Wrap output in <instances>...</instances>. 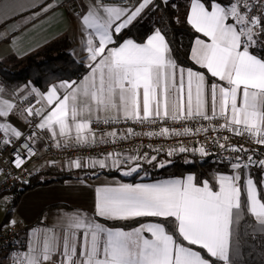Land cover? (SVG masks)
<instances>
[{
	"label": "snow or ice",
	"instance_id": "obj_1",
	"mask_svg": "<svg viewBox=\"0 0 264 264\" xmlns=\"http://www.w3.org/2000/svg\"><path fill=\"white\" fill-rule=\"evenodd\" d=\"M161 3L167 5L168 0ZM19 6V0L14 6H0V17ZM56 6L45 3L40 12ZM157 7L155 0H90L83 11L76 8L87 53L85 74L79 81L51 84L43 92L28 84L13 93L20 94L22 102L32 99L45 105L23 110L26 123L36 121L31 124L36 131L28 135L5 122L15 112V104L3 98L5 88L0 85V144L14 148L15 167L35 154L39 132H46L57 148L71 149L142 134L129 128L128 135L117 136L115 131L97 135L94 123L207 122L208 126L199 123L194 129L161 127L146 135L228 130L264 146V0H188L185 21L195 33L188 59L202 71L177 62L160 28H153L139 42L116 39L146 9ZM39 15L34 12L30 19ZM217 120L223 123L216 125ZM13 140L29 147L21 153ZM219 140L212 143L236 153L228 164L230 173L202 180L186 174L154 182L114 181L97 187L91 215L79 210L61 213V232L32 228L24 247L8 253L10 264H235L236 230L242 216L244 222L251 218L264 234V158H256V149L229 148ZM186 151L209 155L206 146L183 145L170 148L166 155ZM145 163L162 169L171 160L159 161L157 155L138 150L128 155L111 152L89 157L87 163L70 157L68 170L94 171L98 166L123 176L144 172L147 177ZM254 167L262 170L259 180L251 172ZM100 219L143 222L126 229L106 226Z\"/></svg>",
	"mask_w": 264,
	"mask_h": 264
},
{
	"label": "crops",
	"instance_id": "obj_2",
	"mask_svg": "<svg viewBox=\"0 0 264 264\" xmlns=\"http://www.w3.org/2000/svg\"><path fill=\"white\" fill-rule=\"evenodd\" d=\"M89 2L90 0H19L21 6L15 7V11H10L6 16L0 17V36L13 37L11 41L9 39H0V60H8L11 57L25 58L31 54L40 52L62 36H67L70 42L68 47L69 52L82 63L87 64V53L84 50V41L80 36L79 22L76 19V8H80V10L83 11V5ZM16 3L17 0H0V6H14ZM45 3H52L59 6L53 7L46 13H42L40 12L39 6H43ZM33 5L38 6L33 7ZM34 12H38L40 15L30 19ZM192 40L193 38L188 42L189 49ZM194 70L202 71L203 69L194 68ZM205 74L208 75L207 73ZM82 76L73 80L79 81ZM61 81L64 80L55 81L52 84ZM29 84L34 86L36 90L43 92V90H40L34 84ZM0 85L5 88L3 98L12 100L15 104V112L7 116L5 122L10 121L17 130L25 133L28 129V123L25 122L26 116L23 110L34 101L29 99L28 102H22L20 94L13 96V93L16 91H10L1 82ZM44 106L43 102H41L40 108ZM94 124L92 125L93 129ZM38 137L35 146L41 153L39 157V160H41L40 164L42 163L43 166H45L55 162L58 166L68 170L69 160H56L48 157L41 132L38 133ZM120 153H124L125 155L130 154L128 152ZM102 157L103 156L91 158L95 159ZM88 158L89 157H82V162L87 163ZM71 171H75L74 177L52 181L31 188L25 191L15 203L13 201L16 199V193L12 191L13 199L11 204L7 207V215L3 221L9 223V221L15 220L16 224L20 227L18 238L20 246L15 250L24 247L29 239V232L34 227L41 230L53 228L55 231L61 232V225L64 222L61 213L79 210L91 215L93 213L95 189L97 187L105 184H112L114 181L137 183L154 182L156 180L171 177H182L158 176L156 178L143 179V181H141V179L130 180L128 179L130 176H123L120 171H118V173H108L117 170L108 168L100 169L98 166L94 171L92 169ZM228 173L230 172L222 171L218 172L217 175ZM41 213L42 216H40ZM39 216L40 220L38 221L37 219ZM98 222L104 223L109 227H124L110 224L109 222L112 221L103 219H100ZM135 226L125 228L130 229ZM11 251L13 250L0 254V264H10L8 253Z\"/></svg>",
	"mask_w": 264,
	"mask_h": 264
},
{
	"label": "trees",
	"instance_id": "obj_3",
	"mask_svg": "<svg viewBox=\"0 0 264 264\" xmlns=\"http://www.w3.org/2000/svg\"><path fill=\"white\" fill-rule=\"evenodd\" d=\"M159 7L152 10H146L141 18L134 23L130 30H125L120 34V38L131 37L138 41L142 40L146 34H150L153 28H160L166 34V38L172 49V55L179 64L185 67L199 68L188 59L189 40L195 33L185 21V14L188 7V0H169L167 5L161 3V0H155ZM69 39L62 36L40 52L31 54L25 58L11 57L8 60H0V82L10 91H16L20 87L32 83L40 90H45L55 81L73 80L79 78L85 73L84 63L78 60L69 52ZM259 54V53H258ZM159 161L171 160L166 168H157L154 164L145 163L144 171L149 175L144 177V172L139 176L133 175L128 179L135 180L156 178L158 176H183L189 173L195 175L198 179H209L217 175L218 172H230L228 161H216L211 158L201 162L196 156L183 152L175 153L169 157L166 153L157 156ZM192 161V163H188ZM261 169L252 168L253 176L259 180ZM108 173H118L112 171ZM75 171L66 170L57 164H47L35 170L33 176L21 184L16 193L18 198L27 190L41 184L52 181L72 178ZM42 216V213L41 215ZM38 217V221L40 220ZM237 226L235 237V250L233 259L235 264H264V234H260L258 225H254L251 218ZM138 222H109L113 225L132 227ZM171 231V229H169Z\"/></svg>",
	"mask_w": 264,
	"mask_h": 264
},
{
	"label": "built area",
	"instance_id": "obj_4",
	"mask_svg": "<svg viewBox=\"0 0 264 264\" xmlns=\"http://www.w3.org/2000/svg\"><path fill=\"white\" fill-rule=\"evenodd\" d=\"M30 106L40 108L41 103H31ZM35 119H30L28 123V129L24 133L28 135L36 129L31 127L34 124ZM199 123H203L205 126L207 122H196L191 121L185 123H172L171 121L165 122L163 125L160 122L155 124H137L135 122H127L120 124L105 125L103 123H95L94 130L97 135H104L109 131H115L117 136L128 135L127 129H133L135 133H142L141 135H130L126 140H115L107 143H97L96 146L80 147L77 149L57 148L49 139L46 132H41L44 139V147L48 157L56 160H69V158H82V157H100L106 153L111 152H128L134 153L139 151L140 153H148L151 155H160L166 153L170 148L178 146H186L189 149L198 148L200 146H206L209 155L207 157L202 156L199 152L186 151L196 156L201 162L211 158L216 161H228L236 153L225 151L223 148L212 143L214 138H220L219 142L226 144L229 148L232 146L240 145L248 149H256V158H264V146H258L254 139L245 135L243 137L234 135L228 130L209 131L206 134H193L183 136H172V137H149L146 135L150 131H159L161 127H168L170 129L175 128L176 130H182L185 126L195 127L199 126ZM223 123L221 120L215 121L216 125ZM223 137H227L224 140ZM10 138V137H9ZM107 139V138H106ZM14 147H18L20 152L23 153L25 148L29 147L28 144L20 143L19 141L13 140ZM156 149H162V151L156 152ZM13 147H5L0 144V196L6 192L17 189L21 184L26 182L31 176H33L36 170V162L39 161L41 153L35 146V154L27 159L20 168L13 165ZM19 225H10L9 223L2 221L0 222V254L9 250H15L19 248Z\"/></svg>",
	"mask_w": 264,
	"mask_h": 264
},
{
	"label": "rangeland",
	"instance_id": "obj_5",
	"mask_svg": "<svg viewBox=\"0 0 264 264\" xmlns=\"http://www.w3.org/2000/svg\"><path fill=\"white\" fill-rule=\"evenodd\" d=\"M40 162L41 160L36 162L37 169L40 167H43V164L42 163L40 164ZM189 174H192V173H189ZM5 199L7 200V203H5ZM12 199H13L12 191L6 192L2 196H0V222H2L4 218L6 217L7 211H8L7 207L9 204H11Z\"/></svg>",
	"mask_w": 264,
	"mask_h": 264
}]
</instances>
